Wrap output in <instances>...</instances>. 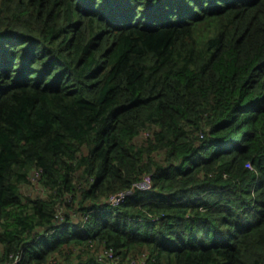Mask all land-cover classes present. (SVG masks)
Here are the masks:
<instances>
[{"label":"trees","instance_id":"16d2710c","mask_svg":"<svg viewBox=\"0 0 264 264\" xmlns=\"http://www.w3.org/2000/svg\"><path fill=\"white\" fill-rule=\"evenodd\" d=\"M19 250L264 264V0H0V264Z\"/></svg>","mask_w":264,"mask_h":264},{"label":"built area","instance_id":"2783aa9c","mask_svg":"<svg viewBox=\"0 0 264 264\" xmlns=\"http://www.w3.org/2000/svg\"><path fill=\"white\" fill-rule=\"evenodd\" d=\"M152 188H153L152 176L149 174L142 175L139 179H137L132 184V186L129 189H125V190H121V191H118L116 193H113L108 198L103 200L100 203L101 204L100 208H102L104 210L107 209V210L111 211V210L121 206L127 200V198L131 194H133L134 192H136V191L146 192V191L152 190ZM42 193L45 194L44 190L42 191ZM90 212L91 211H89L88 213H90ZM72 218H73V220H71V222H75L79 219L78 221H82V223H85V221L88 220V215L86 214V215L77 216L76 213H73ZM57 222L58 223L61 222L60 224H63V225L69 224L67 219L61 213H59V215H57ZM58 228H59V226L52 228V230L50 232H48L47 235L52 234ZM40 236H42V235H38L37 238H40ZM104 254L107 258H109L111 260L112 264H120L121 257L116 255V253L113 250H108ZM102 256H103V253H102ZM22 258H23V250H19L18 253L15 255L13 261L6 262L4 264H19L22 261ZM147 259H148L147 254L142 253L137 258H131V257L127 258L125 260V263L126 264H146ZM51 262L54 263L53 261H51Z\"/></svg>","mask_w":264,"mask_h":264},{"label":"rangeland","instance_id":"374dc122","mask_svg":"<svg viewBox=\"0 0 264 264\" xmlns=\"http://www.w3.org/2000/svg\"><path fill=\"white\" fill-rule=\"evenodd\" d=\"M36 191H37V195H35V196H44V194L42 193V191H40L38 188L36 189Z\"/></svg>","mask_w":264,"mask_h":264}]
</instances>
